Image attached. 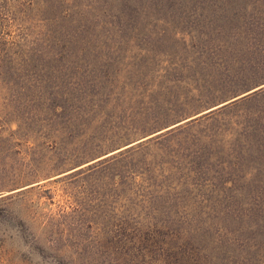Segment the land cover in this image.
<instances>
[{"label": "rangeland", "instance_id": "obj_1", "mask_svg": "<svg viewBox=\"0 0 264 264\" xmlns=\"http://www.w3.org/2000/svg\"><path fill=\"white\" fill-rule=\"evenodd\" d=\"M0 1V36L17 44L70 7L138 13L80 54L16 47L0 82V264H259L256 249L171 236L189 231L180 219L236 218L230 203L264 199V0ZM158 135L125 190L66 176Z\"/></svg>", "mask_w": 264, "mask_h": 264}, {"label": "trees", "instance_id": "obj_2", "mask_svg": "<svg viewBox=\"0 0 264 264\" xmlns=\"http://www.w3.org/2000/svg\"><path fill=\"white\" fill-rule=\"evenodd\" d=\"M154 1L158 6L165 0ZM0 4H2L1 1ZM114 5H116L115 0L112 2V7ZM136 14L138 15L133 8L119 10L105 7L102 9L84 8L83 10L76 9L75 11V8L70 7L68 10L65 9V11H61L58 14L53 13V20L59 21V24L48 28L47 33L40 31L39 36L36 38L29 39L30 33L28 32L26 33L27 38L24 36L21 40H18L17 44L0 36V82H5L8 76L13 74L10 70V63L14 59L13 55L17 54V46L18 58L41 57L53 52L61 53V56L64 53H70L71 55L80 54L84 50L82 44L86 41L96 40L102 29L105 30L110 25L127 23L133 20ZM223 106L225 107L226 105L224 104ZM214 110H210L200 118L211 116L215 112ZM1 117L0 115V122ZM195 120L197 118L190 119L183 123L184 125L180 124L178 126L181 128V126L189 125ZM2 134L3 124L0 123V135ZM163 136L166 137L168 135H158L155 139L142 140L134 145L127 144L126 146H130H125L126 148L124 149L119 148L121 150H114L110 154L107 153L105 157L100 156L103 157L101 159L96 157L92 160H99L80 167L91 160L83 162L70 169L73 171L67 173L66 176L72 178L86 174L89 171H96L104 176H110L113 181L116 180L117 187L125 190L123 184L126 177L130 178L128 174L129 171H132L130 159H132L133 154L135 155L142 147L150 143L158 142ZM127 172L128 174H126ZM259 192L264 194V188ZM228 207L230 212L236 215V218L231 217L221 220L220 217H191L178 220L179 224L177 226L189 231L172 235V243L180 247L200 248L203 250L256 249L257 255L260 257L259 264H264V199L253 202H234L230 203ZM170 225L176 224L172 223ZM240 232L250 234H240ZM168 238L165 237V240L167 241Z\"/></svg>", "mask_w": 264, "mask_h": 264}]
</instances>
